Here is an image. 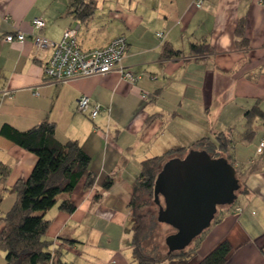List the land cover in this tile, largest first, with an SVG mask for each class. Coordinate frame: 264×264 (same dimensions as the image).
Returning <instances> with one entry per match:
<instances>
[{
	"label": "crops",
	"instance_id": "0c3cea01",
	"mask_svg": "<svg viewBox=\"0 0 264 264\" xmlns=\"http://www.w3.org/2000/svg\"><path fill=\"white\" fill-rule=\"evenodd\" d=\"M84 1H92L94 10L80 19L70 11V0H0V128L9 124L26 130L47 120L59 142L77 140L90 158L95 182L89 188L83 179L78 182L70 195L75 209L59 208L67 197L61 194L44 212L54 264H137L130 244L129 201L141 162L169 149L192 147L200 138L216 143V135L231 127L242 132L244 111L255 103L264 112V5L259 0H202L200 7L195 0ZM35 17L45 20L41 30L32 27ZM240 19L246 46L236 42ZM67 27L77 28L84 50L125 36L121 63L139 77L131 81L113 70L67 82L46 79L43 65L50 50L37 48L32 36L57 42ZM17 31L25 34L23 42L4 39ZM201 42L211 52L191 54L190 44ZM165 47L182 54L160 58ZM81 95L101 105L95 118L77 111ZM253 128L249 142L255 158L239 160L237 144L249 142H237L235 160L242 166L237 198L233 206L219 208V220L202 232L197 259L227 239L232 250L225 264H264V148L257 151L264 120L257 119ZM0 161L10 168L1 209L11 207V188L29 176L36 156L0 135ZM107 178L113 182L103 189ZM0 264H6L5 258Z\"/></svg>",
	"mask_w": 264,
	"mask_h": 264
},
{
	"label": "trees",
	"instance_id": "16d2710c",
	"mask_svg": "<svg viewBox=\"0 0 264 264\" xmlns=\"http://www.w3.org/2000/svg\"><path fill=\"white\" fill-rule=\"evenodd\" d=\"M93 10L92 1L70 0V11L80 19L90 16ZM243 29L244 21L240 19L235 29L239 46L247 45ZM190 49L193 55L211 52L205 42L191 43ZM181 54L180 50L165 47L160 58L179 57ZM244 118L245 129L242 132L234 133L231 127L227 132L216 135V143L209 142L207 138H200L192 147L169 149L161 155L148 157L141 162L139 174L131 185L129 201L130 244L133 259L137 264H160L163 261L168 264H225L232 250V245L227 239L221 240L205 256L197 259L196 248L203 231L193 239L191 246L192 242L182 250L162 252L164 241L160 239L157 240L156 246L148 247L152 230L155 224L157 225L149 209L154 202V180L161 165L170 157H183L190 148L205 149L212 157H225L234 166L239 178L242 166L235 160V145L237 142H249L252 139L253 123L257 119L264 120V112L255 103L244 111ZM150 120L151 117L148 121ZM0 135L36 156L29 176L17 180L11 188L14 193L11 207L4 214L0 212V252L4 253L6 264H54L55 253L50 250L52 240L46 237L50 220L44 216V212L58 202V196L61 194L67 197L58 202L59 208L69 213L75 209L70 195L78 182L83 179L85 188L91 187L95 182L96 176L89 169L90 158L77 140L59 142L55 138L54 124L47 120L26 130H18L4 124L0 128ZM250 168L251 165L246 167ZM9 173V166L0 161V204L9 190L6 185ZM112 182V178H107L102 183L103 189L109 188ZM98 197L99 194H96L95 198ZM233 204L223 208H229ZM218 220V215L214 216L213 221ZM58 262L63 264L60 260Z\"/></svg>",
	"mask_w": 264,
	"mask_h": 264
},
{
	"label": "water",
	"instance_id": "95a60500",
	"mask_svg": "<svg viewBox=\"0 0 264 264\" xmlns=\"http://www.w3.org/2000/svg\"><path fill=\"white\" fill-rule=\"evenodd\" d=\"M239 189L235 168L223 156L190 148L183 157L168 158L153 186L156 220L174 229L164 237L167 253L186 248L220 207L234 203Z\"/></svg>",
	"mask_w": 264,
	"mask_h": 264
},
{
	"label": "built area",
	"instance_id": "2783aa9c",
	"mask_svg": "<svg viewBox=\"0 0 264 264\" xmlns=\"http://www.w3.org/2000/svg\"><path fill=\"white\" fill-rule=\"evenodd\" d=\"M264 5V0H259ZM202 0H195L197 7ZM32 27L41 30L45 26V20L35 17L31 21ZM156 36L163 38V33L157 31ZM8 42L25 40V34L21 31L7 34L4 38ZM32 42L37 48L50 50V55L43 65L44 77L54 82H67L73 77H83L92 74H106L116 70L128 80L135 81L139 76L134 75L122 65L123 56L127 50L125 36L118 35L112 38L106 45L84 50L77 41V28L67 27L63 31L62 38L55 42L40 34H33ZM76 109L90 119L95 118L101 110V105L92 102L88 96L81 95L76 100ZM264 148V138L259 143L257 151ZM240 207H235L239 211Z\"/></svg>",
	"mask_w": 264,
	"mask_h": 264
},
{
	"label": "rangeland",
	"instance_id": "374dc122",
	"mask_svg": "<svg viewBox=\"0 0 264 264\" xmlns=\"http://www.w3.org/2000/svg\"><path fill=\"white\" fill-rule=\"evenodd\" d=\"M238 123V122H237ZM237 125L236 128L241 131V126L242 125H238V124H235ZM259 131V130H258ZM258 131L256 132V136L258 137ZM237 150H239V155H238V159H242V161H246V158L249 160V159H253L255 158V154H254V150H255V146L253 144V142H249V143H238L237 144V148H236V152ZM58 198H60V195L58 196ZM6 199V197H5ZM7 201V199L5 200ZM161 202H162V198H161ZM9 204V202L7 203V205ZM8 207V208H7ZM10 208V206H4V207H1L0 209V212L1 214H4L8 209ZM221 208V207H220ZM150 212L153 214V216L155 217V220H156V215H157V205L155 202H153L150 206ZM157 222V225L155 224L154 226V230H152V236L150 237V241H148V247H152V246H156V242L157 240H161V241H164V237L167 235V234H170L172 232H174V229L167 225V224H164V223H158V221L156 220ZM158 238V239H157ZM163 243V246L161 247V251L162 252H165L167 250L166 248V245L164 242ZM161 252V253H162ZM2 258H4V253L3 252H0V261L2 260Z\"/></svg>",
	"mask_w": 264,
	"mask_h": 264
}]
</instances>
